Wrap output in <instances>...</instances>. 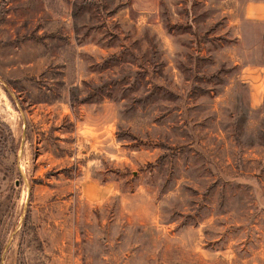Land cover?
I'll return each instance as SVG.
<instances>
[{
    "label": "rangeland",
    "instance_id": "1",
    "mask_svg": "<svg viewBox=\"0 0 264 264\" xmlns=\"http://www.w3.org/2000/svg\"><path fill=\"white\" fill-rule=\"evenodd\" d=\"M246 1L0 0V264H264Z\"/></svg>",
    "mask_w": 264,
    "mask_h": 264
},
{
    "label": "crops",
    "instance_id": "2",
    "mask_svg": "<svg viewBox=\"0 0 264 264\" xmlns=\"http://www.w3.org/2000/svg\"><path fill=\"white\" fill-rule=\"evenodd\" d=\"M244 18L250 22H264V0H247L244 6ZM178 264V263H162ZM181 264V263H179Z\"/></svg>",
    "mask_w": 264,
    "mask_h": 264
}]
</instances>
